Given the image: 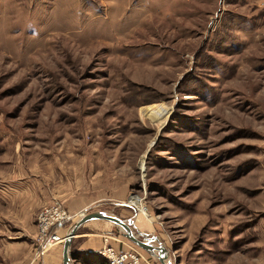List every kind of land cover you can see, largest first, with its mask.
<instances>
[{"label": "rangeland", "instance_id": "rangeland-1", "mask_svg": "<svg viewBox=\"0 0 264 264\" xmlns=\"http://www.w3.org/2000/svg\"><path fill=\"white\" fill-rule=\"evenodd\" d=\"M56 201L169 264L263 263L264 0H0V264Z\"/></svg>", "mask_w": 264, "mask_h": 264}, {"label": "crops", "instance_id": "crops-1", "mask_svg": "<svg viewBox=\"0 0 264 264\" xmlns=\"http://www.w3.org/2000/svg\"><path fill=\"white\" fill-rule=\"evenodd\" d=\"M42 202H36L32 211L36 212L40 207L42 208ZM45 206V205H44ZM82 211V210H80ZM75 214V212L73 213ZM97 221V222H96ZM105 220H90L82 224L78 229L82 230L76 237L73 238L70 245V252L75 253H94V250L101 248L102 239L101 236L105 233V228L109 226L105 223ZM78 231V230H77ZM95 233V234H94ZM97 233V234H96ZM94 235V236H92ZM262 252V251H261ZM10 257L5 264H62V244L55 245L47 250L40 252L36 243H25L15 245L10 249ZM264 252L258 254L263 255ZM254 255V256H253ZM258 256L252 254L251 264H260ZM75 262V263H74ZM71 264H84L82 261L71 260ZM261 264H264L261 263Z\"/></svg>", "mask_w": 264, "mask_h": 264}, {"label": "built area", "instance_id": "built-area-1", "mask_svg": "<svg viewBox=\"0 0 264 264\" xmlns=\"http://www.w3.org/2000/svg\"><path fill=\"white\" fill-rule=\"evenodd\" d=\"M71 215L59 203L43 207L37 214V235L36 242L38 243L39 251L43 252L55 245L62 244L68 228L67 223L70 221ZM108 235H102L103 244L101 248L94 250V253L99 254L106 259L108 264H138L139 253L136 250L128 251L119 249L109 242Z\"/></svg>", "mask_w": 264, "mask_h": 264}, {"label": "water", "instance_id": "water-1", "mask_svg": "<svg viewBox=\"0 0 264 264\" xmlns=\"http://www.w3.org/2000/svg\"><path fill=\"white\" fill-rule=\"evenodd\" d=\"M96 219L106 220L116 225L120 230H122V234L127 239H129L140 248L146 250L150 254L156 256L160 264H169V251L160 241L159 237L153 236L147 239H140L139 235L134 233V231L132 230V222L130 219H122L118 216L111 215L103 211H83L82 213H80L79 218L69 226L65 239L62 243V264H71V260L74 259V255L70 252V245L73 238L78 235V228L85 222ZM153 240L157 242V245L151 243Z\"/></svg>", "mask_w": 264, "mask_h": 264}, {"label": "trees", "instance_id": "trees-1", "mask_svg": "<svg viewBox=\"0 0 264 264\" xmlns=\"http://www.w3.org/2000/svg\"><path fill=\"white\" fill-rule=\"evenodd\" d=\"M74 260L82 261L84 264H108L105 258L99 254L75 253ZM84 260V261H83Z\"/></svg>", "mask_w": 264, "mask_h": 264}, {"label": "bare ground", "instance_id": "bare-ground-1", "mask_svg": "<svg viewBox=\"0 0 264 264\" xmlns=\"http://www.w3.org/2000/svg\"><path fill=\"white\" fill-rule=\"evenodd\" d=\"M97 222V221H96ZM144 222H146V221H144Z\"/></svg>", "mask_w": 264, "mask_h": 264}]
</instances>
